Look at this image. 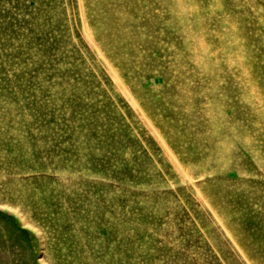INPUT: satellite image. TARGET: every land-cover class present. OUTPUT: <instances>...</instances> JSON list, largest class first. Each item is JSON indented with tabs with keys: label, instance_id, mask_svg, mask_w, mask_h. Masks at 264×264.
Here are the masks:
<instances>
[{
	"label": "rangeland",
	"instance_id": "obj_1",
	"mask_svg": "<svg viewBox=\"0 0 264 264\" xmlns=\"http://www.w3.org/2000/svg\"><path fill=\"white\" fill-rule=\"evenodd\" d=\"M0 264H264V0H0Z\"/></svg>",
	"mask_w": 264,
	"mask_h": 264
}]
</instances>
